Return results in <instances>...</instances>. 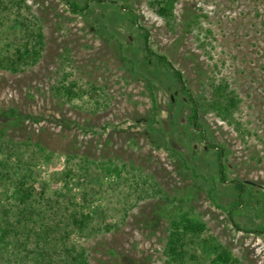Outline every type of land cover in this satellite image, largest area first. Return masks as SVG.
<instances>
[{
  "label": "rangeland",
  "instance_id": "374dc122",
  "mask_svg": "<svg viewBox=\"0 0 264 264\" xmlns=\"http://www.w3.org/2000/svg\"><path fill=\"white\" fill-rule=\"evenodd\" d=\"M25 1L45 47L35 66L0 69V138L39 143L53 156L38 163V192L49 182L50 195L68 190L79 203L89 195L86 210L107 212L94 225L118 226L73 233L69 246L88 264H165L170 217L182 208L206 223L204 236L214 237L208 248L220 242L241 264H264V0H179L171 20L152 0ZM68 2L88 9L75 12ZM6 44L4 37L0 57L14 52ZM146 48L181 72L193 101L170 69L148 60ZM72 82L87 92L99 87L100 107L89 93L62 97ZM219 83L239 99L232 123L210 108V86ZM12 109L35 120L15 123ZM154 115L170 149L147 132ZM68 157L90 170L62 178ZM107 164L126 170L121 178L104 174ZM132 169L163 193L141 198ZM7 257L0 243V264Z\"/></svg>",
  "mask_w": 264,
  "mask_h": 264
},
{
  "label": "trees",
  "instance_id": "16d2710c",
  "mask_svg": "<svg viewBox=\"0 0 264 264\" xmlns=\"http://www.w3.org/2000/svg\"><path fill=\"white\" fill-rule=\"evenodd\" d=\"M178 1L152 0V4L160 17L171 20ZM68 4L75 12H86L88 9V3L83 8L72 2ZM30 10L25 0H0V41L5 37L6 48H9L8 43H14L13 54L0 57V69L18 73L39 63L45 47L44 35L41 25ZM144 37L147 43L148 33ZM146 50L148 60L156 59L170 69L181 85L182 93L193 101L190 92L184 86L181 72L177 71L164 56L157 55L149 48ZM146 81L152 84L150 79L146 78ZM210 87L214 95L210 102L211 110L221 119L232 123L230 120L233 111L238 107L239 99L232 92H228L226 83ZM86 94L94 105L100 107L101 89L97 86L92 85L87 92L77 82H72L63 84L61 90V96L70 101L83 98ZM193 105L192 121L197 124L198 109L196 104ZM7 115L15 123L18 121V124L25 120H35L31 116L19 115L14 109ZM154 116V124L147 132L152 134V140L156 145L155 137L163 142L162 146L170 149L168 142H165L163 130L158 128L160 122L157 116ZM201 134L204 135V132ZM0 155L4 156L3 160H0V187L3 188L0 192V243L8 251V263L12 264L14 260L21 259L24 264H88L77 247L69 246L70 235L79 233L88 237L97 232H110L117 228L116 224L94 225L97 218L107 213L106 210H86L89 195H86L83 203L77 202L68 190L55 191L50 195L49 182H41V191L38 192L35 186L39 182L36 171L38 163L41 158L50 162L53 157L39 143H18L4 140L2 137ZM220 155H224L223 151ZM74 160V157L67 158V168L62 172V178L70 179L78 169L83 172L90 170L88 163ZM125 170L126 166L114 164H107L102 169L104 174H115L118 178L122 177ZM130 171L135 172L134 182L141 191V198L146 199L163 193L151 176L143 175L135 169ZM130 171L127 170L128 173ZM238 184L239 190L245 188L244 183ZM7 204L10 207H7ZM172 204L175 206L176 202ZM181 209L170 217L171 228L165 247V264H241L230 249L220 242L208 248L207 243L213 236H204L207 231L206 223Z\"/></svg>",
  "mask_w": 264,
  "mask_h": 264
},
{
  "label": "water",
  "instance_id": "95a60500",
  "mask_svg": "<svg viewBox=\"0 0 264 264\" xmlns=\"http://www.w3.org/2000/svg\"><path fill=\"white\" fill-rule=\"evenodd\" d=\"M247 183L251 184L252 182L247 181Z\"/></svg>",
  "mask_w": 264,
  "mask_h": 264
},
{
  "label": "flooded vegetation",
  "instance_id": "af4514ba",
  "mask_svg": "<svg viewBox=\"0 0 264 264\" xmlns=\"http://www.w3.org/2000/svg\"><path fill=\"white\" fill-rule=\"evenodd\" d=\"M176 95H178L177 92H176ZM172 100H174V98H172Z\"/></svg>",
  "mask_w": 264,
  "mask_h": 264
}]
</instances>
